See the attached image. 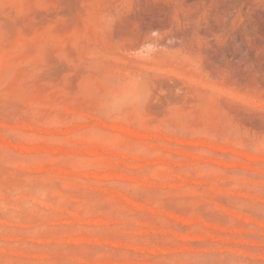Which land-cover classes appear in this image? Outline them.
Returning <instances> with one entry per match:
<instances>
[{
    "label": "rangeland",
    "instance_id": "1",
    "mask_svg": "<svg viewBox=\"0 0 264 264\" xmlns=\"http://www.w3.org/2000/svg\"><path fill=\"white\" fill-rule=\"evenodd\" d=\"M0 264H264V0H0Z\"/></svg>",
    "mask_w": 264,
    "mask_h": 264
}]
</instances>
